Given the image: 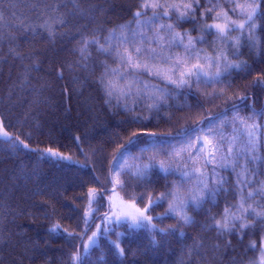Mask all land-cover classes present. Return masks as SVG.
<instances>
[{
	"label": "trees",
	"instance_id": "trees-1",
	"mask_svg": "<svg viewBox=\"0 0 264 264\" xmlns=\"http://www.w3.org/2000/svg\"><path fill=\"white\" fill-rule=\"evenodd\" d=\"M142 2L143 0H79V6L87 10L86 14L77 12L70 15L74 9L68 0H4V21L0 23V114L7 117L5 130L24 140L33 149L52 147L65 156H71L72 161H79V164L71 161L57 162L55 159L38 160L35 153L14 150L9 143H0V196L3 197L0 199V264H69V255L77 247L83 250L82 244L87 242L86 239L70 242L69 238L49 233L48 229L53 223H59L69 232H80L78 224L81 223V214L86 209L91 211L87 208L89 190L95 188L97 191H104L101 185L112 189L107 177L112 166V156L118 146L112 142L116 133H120L126 141L125 128L147 127L150 131L170 133L175 137L172 143L179 146L184 138L176 134L203 121L207 114L204 109L196 107L198 100L212 113H219L230 106L224 100L215 99L210 102L206 98L207 93L219 90L220 85H194L192 91L197 93L194 97L188 94L187 89L181 95L178 90H173L174 86L166 87V82L142 74L139 78L150 89L163 88L165 93H170L171 98L166 101L170 107L163 108L157 115L154 109L149 111L148 107L154 101L142 100L140 97L121 101V104L126 103L129 108H135V111H127L115 104L109 107L100 99L101 93L96 83L103 71L101 62L123 70L122 65L89 46L91 59L87 61V71L78 66L69 69V65L75 66L80 60L77 49L81 47L82 38L91 40L95 36L103 43L104 38L113 30L119 33L122 27L127 29L129 26L135 30L137 26L133 22V14L140 10ZM160 2L182 5L194 3L195 0ZM199 3L202 8L196 10V16L192 20L180 22L177 26L173 16L172 19L159 20L153 30H149L145 24L142 31L151 39L153 31H158L161 24H173L175 32L189 33L200 56H214V48H224L231 59L232 50L227 49L214 35L204 31L207 24L220 22L211 17L216 12L228 11L232 7L230 0H199ZM155 11L159 12V9ZM166 11L173 15L171 9ZM152 16L153 12L149 10L141 20H150ZM229 16L237 19L230 12ZM233 35L238 37L240 34L237 32ZM257 35L264 46V31H258ZM200 36L204 37V42L196 43V38ZM184 43H188L187 39ZM150 46L156 47L155 44ZM238 52L239 59L250 66V73L233 71V90L241 95L245 90L250 92L256 100L255 107L260 110L264 108V89L254 87L253 81L259 72L264 71V54H258L256 48L243 41ZM165 55L184 57L187 54L182 47H172ZM61 69L62 78L57 74ZM228 95L231 96L232 91H228ZM189 105L192 107L189 108ZM250 114L247 109L240 111L241 116ZM231 115L229 113V119ZM134 116L146 119L140 124L130 125L128 121ZM168 116L172 119H166ZM235 127L239 129L240 126L237 124ZM261 131L264 132V126ZM223 134L230 138L233 134L232 127H225ZM236 134L241 137L238 143L242 144L243 136L239 131ZM74 136L80 137V147L73 139ZM258 137V152L264 156V136L258 133ZM81 148L90 157V166L87 168L82 167L85 158L81 154ZM92 149L103 151L98 156H92ZM133 154L140 155L136 148H133ZM153 155L152 152L145 153L143 162L148 163L147 157ZM222 155L223 150L216 153L213 165L218 174L227 180L228 183L224 186L227 191L220 193L214 202L209 201L202 208L190 211L189 214L195 217L197 225L184 226L181 229L183 236L179 233L169 236L158 234L157 244L152 243V238L146 231L122 238V246L129 251L123 264H181V261L183 264H193V261L195 264H248L258 256V251L249 248L251 241H255L258 248L264 236V225H259L257 221L249 220L250 223L258 224L256 228L246 230L245 234L233 232L227 239L218 237L211 227H204L211 224L213 216L219 217L225 207L235 205L240 200V191L234 187L236 172L240 168L233 171L230 167H219ZM105 156L107 159H104ZM156 160H163L166 164L169 162L168 156L163 152L156 155ZM128 163L133 161L128 160ZM240 163L244 161L241 160ZM197 167L206 173L212 172V168L204 166L203 159ZM159 175L158 171L154 173L156 183L152 186L153 195L163 192L164 184L179 180L178 176L162 179ZM95 177H99V183ZM255 180L264 182V167L257 166ZM196 182L195 179L189 180L186 188ZM249 190L255 191L254 188ZM132 191L117 187L115 194L108 192V195L114 201L129 202V193ZM135 191L140 192L142 189L136 188ZM256 202L264 204V199L257 196L255 201H249L253 206ZM166 208V204L158 207L153 215L163 213ZM107 210L106 199L99 210V216H103ZM95 223L104 226L99 218ZM157 225L177 226L172 218H165L163 223L157 221ZM94 230L95 228L91 229L87 235L90 236ZM116 231L124 232L125 229L121 227ZM111 239L115 240L116 236L111 235ZM194 242L204 244L200 250L203 255L190 253ZM99 243L107 252V242L102 239ZM214 245H219V250ZM99 254V249L93 250L92 260L95 261ZM105 264H119V261L108 255Z\"/></svg>",
	"mask_w": 264,
	"mask_h": 264
},
{
	"label": "snow or ice",
	"instance_id": "snow-or-ice-1",
	"mask_svg": "<svg viewBox=\"0 0 264 264\" xmlns=\"http://www.w3.org/2000/svg\"><path fill=\"white\" fill-rule=\"evenodd\" d=\"M68 2L72 4L74 9L70 15H75L77 12L82 15L86 14L87 10L80 8L79 0H68ZM3 3L4 0H0V23L4 21ZM231 4L232 7L228 11L216 12L211 17L220 22L207 24L204 29L205 32L214 35L217 40L225 44L227 49L232 50L231 59L224 48H214L213 51L216 53L214 56H200L189 33L175 32L173 24H161L158 31H153L151 39L142 31L145 24L149 30H153L154 25L159 20L172 19L173 16L177 21V26L180 22L192 20L196 16V10L202 8L199 0L182 5L161 3L160 0H143L140 10L133 14V22L137 26L135 30L130 26L127 29L122 27L119 33L113 30L108 37L104 38L103 43L95 36L91 40L81 39V47L77 49L80 53V60L75 66L69 65L70 70L78 66L87 71V61L91 59L88 53L89 46L95 47L101 55L113 58L114 62L123 66L122 70L120 67L112 68L106 62H101L103 71L96 83L101 93L100 99L104 105L111 107L115 104V106L123 107L127 111H135V108H129L126 103L121 104V101L140 97L142 100L154 101L148 106L149 111L154 109L155 113L159 115L163 108L170 107L166 101L171 96L170 93H165L163 88L150 89L149 85L139 78L140 75L147 74L166 82V87L174 86L173 90H178L181 95L184 94L183 90L187 89L189 90L188 94L194 97L197 95L196 92L192 91L194 85H220L219 90L207 93L206 98L210 102L221 99L229 103L230 106L219 113H212L204 108V104L198 100L196 107L204 109L207 114L203 121L194 126L186 127L176 134V136L184 138L179 142V146L172 143L175 137H172L170 133L150 131L147 127L125 128L126 141L120 133H116L112 142L118 146L112 156V166L107 177L108 183L113 186L112 189H108L106 185H101L105 189L104 191H97L95 188L89 190L87 208L91 211L86 209L81 214V223L78 224L80 232H69L59 223H53L48 229L49 233L63 235L69 238L70 242L75 239L81 241L86 239L87 242L82 244V251L77 247L76 251L69 255V264H105L108 255L118 258L119 264H123L129 255V251H126L122 246V238L140 231L148 232L153 244L159 243L156 239L158 234L169 236L179 233L183 236L184 233L181 229L184 226L197 225L195 217L189 214L190 211L202 208L209 201L214 202L220 193L227 191L224 187L228 183L227 180L218 174L213 165V161L216 160V153L221 150H223V155L219 167H230L233 171L237 167L240 168V171L236 172L237 179L234 185L240 191V200L235 205L225 207L219 217L213 216L211 224L204 227H211L217 232L218 237L222 236L227 239L233 232L245 234L246 230L251 231L258 224L264 225V204L256 202L253 206L249 203V201H255L257 196L264 199V182L255 180L257 166L264 167V156L259 155L258 152V133L260 136H264V132L261 131L262 126H264V108L257 110L253 95L247 90L241 95L233 90L232 85L233 71L250 73L248 63L239 59L238 50L241 47V41L256 48L258 54H264V46L261 45L260 37L257 35L258 31H264V24L260 23L264 22V0H244L243 3L239 0H231ZM157 9L159 12L155 11ZM166 9H171L173 15H170ZM149 10L153 12L152 18L142 21L141 18L146 16ZM229 12L237 19H231ZM203 15L202 13V19ZM62 23L66 24L65 21ZM237 32L240 34L238 37L233 35ZM51 35L50 32V37ZM185 39L188 41L187 44L184 43ZM195 42H204V37H197ZM153 44L156 47L150 46ZM172 47L184 48L187 55L184 57L165 55V52ZM57 74L62 78L63 70H58ZM253 86L264 89V71L256 75ZM225 89L232 91V95L229 96ZM250 100L252 103H249ZM188 107L191 108L192 106L189 105ZM243 109L249 110L251 114L241 116L240 111ZM229 113L232 114L230 119ZM6 119L7 117L0 114V143H9L14 150H27L28 153H35L38 160L55 159L57 162L71 161L79 164V161H72L71 156H65L52 147L46 149L31 148L24 140L18 136H12L9 131L5 130ZM144 119L146 118L134 116L128 123L130 125L140 124ZM166 119L171 120L172 117L168 116ZM237 124L240 126L239 129L235 127ZM225 127H232L233 129L230 138L223 134ZM237 131L244 138L242 144L238 143L241 137L236 134ZM73 139L80 147V137L74 136ZM142 143L143 146H141ZM165 145H167L166 148ZM133 148L138 149L140 155H134ZM102 151V149H92V156H98ZM148 152H152L154 155L148 156V163H144V154ZM160 152L168 156L169 162L167 164L163 160L157 162L156 155ZM81 154L85 158V164L82 167H89V154L84 152L82 148ZM104 159L107 157L105 156ZM201 159H203L205 167L212 168L210 174L197 167ZM128 160H132L133 163H128ZM241 160L244 163H240ZM136 161L140 163H136ZM172 161H176V163ZM100 163L103 165L102 160ZM157 171L160 174L159 178L168 179L170 176H178L179 180L164 184V191L153 195L152 186L156 183L154 173ZM95 179L99 183V177H95ZM191 179H195L196 184L186 188ZM117 187L121 190H133L129 193V202L123 200L117 202L108 195V192L115 194ZM136 188H140L142 191L136 192ZM252 188L255 191L249 190ZM0 199L3 197L0 196ZM106 199L108 210L103 216H99V210ZM165 204L167 205L165 211L154 216L153 213L156 212V209ZM257 209H261V211H257ZM97 218L100 219L103 227L95 223ZM165 218L174 219L177 226L158 227L157 221L163 223ZM250 219L257 221L258 224L250 223ZM121 227L125 231L117 232L116 229ZM93 228L95 230L91 231V235L88 236L87 233ZM111 235H115L116 239L112 240ZM102 239L107 242V252L99 243ZM241 239H243V235H241ZM228 245L231 246L230 241H228ZM5 246L7 245L5 244ZM74 247L76 246L74 245ZM203 247L202 242H194L190 253L201 256L203 254L200 250ZM214 248L219 250V245H214ZM249 248L260 253L259 258L249 261V264H264V239L261 240L258 248L256 242L251 241ZM95 249H99L100 254L93 261L92 252ZM181 264H183L182 261Z\"/></svg>",
	"mask_w": 264,
	"mask_h": 264
},
{
	"label": "rangeland",
	"instance_id": "rangeland-1",
	"mask_svg": "<svg viewBox=\"0 0 264 264\" xmlns=\"http://www.w3.org/2000/svg\"><path fill=\"white\" fill-rule=\"evenodd\" d=\"M230 2H231V0H230ZM239 2H241V3H243L244 2V0H239ZM223 13V12H222ZM116 197V199L118 198L117 196H115ZM262 239H264V236L262 237ZM259 255H260V253H258V256L255 258V259H258L259 258ZM249 264V263H248Z\"/></svg>",
	"mask_w": 264,
	"mask_h": 264
}]
</instances>
